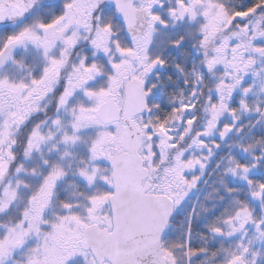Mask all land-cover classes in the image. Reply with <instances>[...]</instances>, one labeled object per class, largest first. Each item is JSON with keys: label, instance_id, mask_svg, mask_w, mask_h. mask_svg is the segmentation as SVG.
Wrapping results in <instances>:
<instances>
[{"label": "snow or ice", "instance_id": "snow-or-ice-1", "mask_svg": "<svg viewBox=\"0 0 264 264\" xmlns=\"http://www.w3.org/2000/svg\"><path fill=\"white\" fill-rule=\"evenodd\" d=\"M0 264H264V0H0Z\"/></svg>", "mask_w": 264, "mask_h": 264}]
</instances>
